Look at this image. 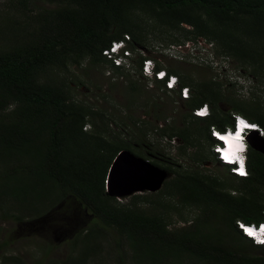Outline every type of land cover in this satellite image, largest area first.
Segmentation results:
<instances>
[{
	"label": "trees",
	"instance_id": "trees-1",
	"mask_svg": "<svg viewBox=\"0 0 264 264\" xmlns=\"http://www.w3.org/2000/svg\"><path fill=\"white\" fill-rule=\"evenodd\" d=\"M44 1L56 7L36 15L35 41L0 51V159L9 155L15 160L11 167L2 169L0 166V198L11 197L18 203L26 195L36 194V185L42 191L44 181L57 189L64 205L70 200L79 202L101 226L137 244H145L149 251L153 252L156 243L170 247L177 244L205 264H264L263 259H245L242 246L229 250L218 243L194 241L186 229L167 231V225L158 214H144L135 207L137 199L146 200L140 197L143 195L130 197L123 206L114 201L105 189L103 178L116 154L126 149V143L105 140L101 127L106 123L101 114L84 106L83 101L70 100L69 89L62 81H50L48 77L44 80L47 70L78 66L83 59L92 66L109 68L100 51L122 35L129 37L130 48L134 43L139 44L136 26L127 15L144 8L161 15L168 30L176 31L179 24L188 25L190 30L179 28V33L193 34V38L210 34L217 39L226 38L224 48L227 52L250 64L260 61L261 55L248 45L251 42L241 43L226 32L225 26L231 24L233 17H242V34L264 41V0ZM199 13L206 20L200 19ZM207 21L222 24L223 28L217 34L211 33ZM137 47L146 51L142 46ZM263 48L264 42L260 51H264ZM136 65L139 66V59ZM110 70L121 74L117 69ZM183 78L179 79L180 86L189 89L190 85L182 81ZM207 86L197 85L190 98L182 102H186L189 113L203 104L208 106L210 115L207 117L195 118L190 113L188 118L203 122L204 139L211 149L216 142L210 138L209 128L215 127L218 131L229 128L232 113L226 112L221 121L217 119L213 110L218 97ZM230 107L231 112L264 130L263 110L252 115L238 104L232 103ZM88 123L93 130L86 133L82 128ZM212 156L229 180L247 186V198L232 197L223 191L216 179L198 173L177 174L169 190L181 202L203 204L204 210L211 207L222 211L237 240L246 241L249 249H261L245 239L234 223L255 224L262 219L264 201L260 194L264 190V155L248 147L247 178L231 175L228 166ZM27 180L31 184H27Z\"/></svg>",
	"mask_w": 264,
	"mask_h": 264
},
{
	"label": "rangeland",
	"instance_id": "rangeland-1",
	"mask_svg": "<svg viewBox=\"0 0 264 264\" xmlns=\"http://www.w3.org/2000/svg\"><path fill=\"white\" fill-rule=\"evenodd\" d=\"M55 7L44 0H0V51L35 41L36 15ZM127 16L136 26L141 41L132 44L131 52L142 46L146 49L145 56L158 59V65L171 74L182 73L200 86L208 85L218 97L217 110H213L217 119L223 120L226 112L235 114L230 111L232 103L252 115L264 112V51H260L264 41L242 34V17H233L225 28L241 43L251 42L248 45L261 55L260 61L251 64L226 51V38L217 39L211 34L200 37L208 45L198 49L202 51V59L186 53L182 60L170 61L163 48L194 41L193 34L179 33V28L190 30V26L179 24L176 31L168 30L162 16L146 8L133 10ZM221 25L207 21V27L211 28L208 31L214 34L223 28ZM138 56L141 55L137 53L130 59L128 69H123L128 71L121 74L108 73L106 66H92L83 59L78 66L47 70L44 76V80L48 77L50 81H62L69 89L70 100L83 101L84 106L103 116L106 126L101 129L105 140L126 143L123 152L147 161L164 174L154 192L110 196L123 206L130 197L143 195L140 197L146 200L137 199L135 207L144 214H158L167 231L186 229L194 241L218 243L229 250L242 246L245 259L264 260L262 249H249L246 241L237 240L222 211L181 202L169 190L177 174L198 173L216 179L232 197L247 198V186L229 180L225 171L213 162L212 150L204 139L205 126L188 118L186 102L178 100L175 92H165L160 84L140 78ZM190 88L189 98L191 91L196 90ZM88 124L82 128L86 133L93 130ZM122 156L119 158L123 159ZM3 158L2 169L13 166L15 160L11 156ZM114 170L115 166L110 173L105 172V186L112 182ZM42 183V191L36 185L37 193L26 195L18 203L11 197L0 198V264H205L177 244L170 247L156 243L153 252L149 251L145 244H137L101 226L79 202L70 200L64 205L57 189ZM114 183L115 190H126L123 180ZM27 184L31 182L27 180ZM262 193L264 201V190Z\"/></svg>",
	"mask_w": 264,
	"mask_h": 264
},
{
	"label": "built area",
	"instance_id": "built-area-1",
	"mask_svg": "<svg viewBox=\"0 0 264 264\" xmlns=\"http://www.w3.org/2000/svg\"><path fill=\"white\" fill-rule=\"evenodd\" d=\"M129 42L130 39L127 35H122V38L118 40H113L109 43L107 47L102 49L100 51L101 57L104 59V61L108 64V67L106 71L108 73H111L110 69H117L120 72H127L128 70H123V69H128L129 67V62L130 59L134 58L137 56V53H139L141 56H138L139 59V66H138V74L140 78L146 80V81H152L157 84L161 85V89H163L165 92H175L176 96L178 97V100H187L189 98V89L186 86H180L178 84V78L177 76L167 73L166 70L158 65V59H152L150 57H147L144 55L145 50L143 48H136V50L132 53L131 49L129 47ZM202 46V47H200ZM205 43H203L201 38H196L194 41L187 40L184 44L182 45H176V46H167L163 48L164 54L166 58L170 61L173 60H182L183 54L190 53L192 57H196L198 59H202V51H198L200 48L207 47ZM163 54V52H162ZM134 56V57H133ZM164 57V56H163ZM165 58V57H164ZM157 60V61H155ZM205 107V104L198 106L196 108L191 109L190 113L193 117L195 118H205V117H200L197 115V113L202 110ZM238 114H231L230 119H231V126L229 128L232 129L233 132H235L236 129V120L235 116ZM241 116V115H240ZM207 117V116H206ZM249 124L256 125V131L255 135L257 138H261L264 140V135L261 133H264V130L258 126L256 123H251L248 121ZM212 127L209 128V136L211 139L216 141L213 136H212ZM228 128H225L222 131H219L221 133L225 132ZM218 131V130H217ZM216 145L213 144L212 147V154L214 155V158L222 165L223 164L220 159L218 154L213 151L214 146ZM221 147H223L221 145ZM228 166V165H226ZM233 167H238L237 165H231L228 166V170L230 171V174L239 177L238 175H235L232 172ZM262 219L258 223H243L240 221H236L235 228L236 230L247 240L251 239L245 235L244 229L249 228L252 226H255V228L258 230L261 224H264V211H262ZM253 241V239H251ZM254 242V241H253ZM259 247L262 249L264 252V245H259Z\"/></svg>",
	"mask_w": 264,
	"mask_h": 264
},
{
	"label": "clouds",
	"instance_id": "clouds-1",
	"mask_svg": "<svg viewBox=\"0 0 264 264\" xmlns=\"http://www.w3.org/2000/svg\"><path fill=\"white\" fill-rule=\"evenodd\" d=\"M202 47V46H200ZM205 112V115L201 116L199 113ZM200 117H206L210 115L207 105L197 113ZM236 129L235 132L231 128H228L225 132L221 133L213 127L212 136L216 140V145L213 148L220 161L228 166L237 165L233 167L232 172L242 178H247L249 173L246 170L248 142L250 140L249 134L256 131V125L249 124L248 121L240 115L235 116ZM264 135V133H261ZM221 145L223 147H221ZM213 145L211 146L212 150ZM229 171V170H228ZM230 172V171H229ZM245 235L251 239L250 242L254 246L264 245V224H261L257 230L255 226L245 228Z\"/></svg>",
	"mask_w": 264,
	"mask_h": 264
},
{
	"label": "water",
	"instance_id": "water-1",
	"mask_svg": "<svg viewBox=\"0 0 264 264\" xmlns=\"http://www.w3.org/2000/svg\"><path fill=\"white\" fill-rule=\"evenodd\" d=\"M249 136V148L264 155V140L257 138L255 132H251ZM252 141H255L256 145L253 144ZM121 156L123 159L119 158ZM114 166L115 170L113 171L112 182L115 181V183H117L123 180V182L127 185L125 191L115 190V185H113L112 182L109 185H106L105 189L108 190L109 195L112 196H126L133 192L144 190L154 192L161 185L164 178V174L160 170H157L148 164L147 161H142L141 159L135 158L123 151L118 152L114 157L109 167V173L112 171ZM107 175V178H109L110 175L108 173Z\"/></svg>",
	"mask_w": 264,
	"mask_h": 264
},
{
	"label": "flooded vegetation",
	"instance_id": "flooded-vegetation-1",
	"mask_svg": "<svg viewBox=\"0 0 264 264\" xmlns=\"http://www.w3.org/2000/svg\"><path fill=\"white\" fill-rule=\"evenodd\" d=\"M178 79H180V77L184 76L182 73L181 74H177ZM180 82V80H178ZM182 81L188 83L190 85V87H192L193 89L196 88L197 85H199L198 83H196L195 81H192L190 78L185 77L182 79ZM179 84V83H178ZM180 85V84H179ZM192 88H190V90H192Z\"/></svg>",
	"mask_w": 264,
	"mask_h": 264
},
{
	"label": "snow or ice",
	"instance_id": "snow-or-ice-1",
	"mask_svg": "<svg viewBox=\"0 0 264 264\" xmlns=\"http://www.w3.org/2000/svg\"><path fill=\"white\" fill-rule=\"evenodd\" d=\"M199 115L203 116V115H205V112L202 111L201 113H199Z\"/></svg>",
	"mask_w": 264,
	"mask_h": 264
}]
</instances>
